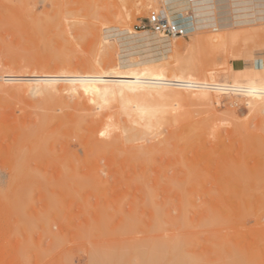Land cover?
I'll use <instances>...</instances> for the list:
<instances>
[{"label":"rangeland","instance_id":"obj_1","mask_svg":"<svg viewBox=\"0 0 264 264\" xmlns=\"http://www.w3.org/2000/svg\"><path fill=\"white\" fill-rule=\"evenodd\" d=\"M170 1L0 0V127L18 131L0 128V264H264V77L246 74L264 25L171 37L173 90H131L116 28L141 30ZM31 73L54 77L51 97L24 85Z\"/></svg>","mask_w":264,"mask_h":264},{"label":"bare ground","instance_id":"obj_2","mask_svg":"<svg viewBox=\"0 0 264 264\" xmlns=\"http://www.w3.org/2000/svg\"><path fill=\"white\" fill-rule=\"evenodd\" d=\"M180 1V0H179ZM172 3V2H171ZM180 3V2H179ZM184 3V2H182ZM192 8H191V11L189 10H183V11H177V12H174L172 13L169 9H168V5L166 4L164 7H162V9L166 12L168 18L179 24L180 26H182L183 28H185L186 30V35H190V34H193V33H197L199 31H208V30H211L214 32V34H211L208 36V42L209 43H223L227 40H235L238 33H234V34H227V31L229 30H232V29H243V28H251V27H257V26H262L264 25V0H193L192 2ZM169 6H172V5H169ZM172 11H175L174 9H172ZM190 16H192V20L189 21V18ZM122 24V23H121ZM189 24H192L193 25V28H189ZM190 25V26H192ZM126 26V25H125ZM116 34L118 36V41H119V46H120V65L121 67L123 68H126L125 71L123 72H120L118 73L117 75V79L120 80L121 82H123L129 89L131 90H134V89H143L144 91L145 90H148L149 92L148 93H151L152 90L154 89H158L156 90L157 92H162L163 89H164V85L166 84V89L168 88H172L173 90V86L171 87L166 81V83L163 82V78L161 79V69L163 67V64L166 62V60L169 58V54L171 52V50L173 51L172 49V46H173V43H172V40L170 39V37H167V36H162L160 33H157L155 31H152L150 29H145L143 31H134L132 30L131 28H122V29H118L116 28ZM228 35L226 37V35ZM182 37V36H180ZM174 38V37H173ZM205 41V40H204ZM207 42V41H205ZM133 54H136V55H139L142 57V60H143V63L144 65L140 68H136V67H133L131 65V56ZM238 59V58H237ZM253 70L249 71V72H246V74H249L250 76H252L253 78H263L264 77V58H260V57H255L253 59ZM61 68V67H60ZM59 69V68H58ZM5 71V70H4ZM32 71V70H30ZM240 73H244L243 72V69L239 70ZM7 74V72L5 73ZM23 74V73H22ZM47 74V73H46ZM8 75V74H7ZM6 75V76H7ZM20 75V74H19ZM18 75V76H19ZM30 74H28L29 76ZM32 75V76H31ZM31 75L28 77L26 76L25 77V80L23 79H19L22 80V81H26L24 83V85H29L27 87L30 88V83H34V81H36L37 83H35V86H33L34 84H32V87L33 90V94H36V95H39L41 93L43 94H48L50 95V97L52 96V92L55 91L53 89V86H54V81L55 79L51 80V77L50 79H47V77L45 76V78L43 79V83L44 85L42 86L41 83H39L40 81L38 80L39 78H31V77H35L33 76V74L31 73ZM36 76L38 74H35ZM42 75V74H41ZM49 75H53V74H49ZM56 76L58 77H61V75H57L55 74ZM71 75H74V74H71ZM5 76V75H4ZM9 77V76H7ZM17 77V76H16ZM38 77V76H37ZM44 77V76H43ZM9 78H12L11 75ZM54 78V77H53ZM103 76H102V79L103 80ZM7 78H3L2 80H6ZM34 79H37V80H34ZM1 80V79H0ZM16 80V79H15ZM14 79H12V81H15ZM19 80V81H20ZM8 81L10 82L11 79H8ZM48 81H50L51 83L53 84H50V82L48 83ZM16 83V82H15ZM21 83V82H20ZM164 83V84H162ZM18 84V83H17ZM67 84V83H65ZM169 86H168V85ZM204 84V83H203ZM19 87V85H15V84H12L11 86L14 87V86ZM10 86V85H9ZM21 86V85H20ZM205 86V85H204ZM207 86V84H206ZM209 86V85H208ZM15 87V88H16ZM37 88V89H36ZM175 88V87H174ZM24 88H21L20 90H22ZM28 88L24 89L27 90ZM56 89V87H55ZM2 90H5V85L2 84V81H0V92ZM6 90H9V88ZM5 90V91H6ZM16 90H19V89H16ZM32 90V89H31ZM58 90V89H56ZM170 90V89H169ZM205 89H203V91H201L203 94L206 93V91L208 92V90H206L204 92ZM4 91V92H5ZM29 91V89H28ZM60 92H62L61 90H59ZM143 91V93H144ZM193 91V90H192ZM194 91H200L199 89L195 90ZM8 92V91H7ZM21 92V91H20ZM58 92V93H60ZM146 92V91H145ZM156 92V93H157ZM165 92V91H164ZM175 92V91H173ZM27 93V92H26ZM57 91H56V96H57ZM140 93V92H139ZM166 93V92H165ZM210 92H208L209 94ZM23 94V93H22ZM25 94V93H24ZM168 94V93H166ZM194 94V93H193ZM12 95V94H11ZM11 95H9L10 97H12ZM21 95V94H20ZM35 95V96H36ZM42 95V94H41ZM59 97L62 96V94H58ZM140 94L136 93L135 96H138ZM142 95H145V94H142ZM162 96L165 97V96H168V95H165V94H158L157 96ZM165 95V96H164ZM8 96V95H7ZM27 95H24V97H26ZM31 97H33L32 95H30ZM40 96V95H39ZM44 96V95H43ZM107 96V95H106ZM150 96V95H148ZM156 96V97H157ZM198 96V95H196ZM264 96V83L262 84H259L258 85V89H256L254 91V94L252 93V97H255L257 100H260L262 99ZM49 97V98H50ZM105 97V95L103 96ZM200 98H203L202 96H198ZM205 97V95H204ZM1 98V97H0ZM38 98V97H37ZM42 98V96H41ZM61 98V97H60ZM58 98V99H60ZM63 98V96H62ZM162 98V97H160ZM207 99H209L208 101H211V98H210V95L208 96L206 94V97ZM203 99V100H207V99ZM4 99V98H3ZM3 99L1 98V100L3 101ZM25 99V98H24ZM44 99V98H42ZM53 99V98H51ZM102 99V98H101ZM138 99V97L136 98ZM142 99V98H141ZM140 99V101H141ZM0 100V102L2 103V101ZM27 99H25L24 101H26ZM103 100V103L105 102L104 99ZM112 100V99H111ZM127 100V99H126ZM134 100V99H132ZM19 101V100H18ZM23 101V102H24ZM41 101V100H40ZM43 101V100H42ZM45 101V99H44ZM62 101V100H60ZM110 101V100H109ZM130 101V100H129ZM137 101V100H136ZM139 101V102H140ZM20 102V101H19ZM18 102V103H19ZM36 102V101H35ZM111 102V101H110ZM148 102V101H147ZM206 102V101H205ZM212 102V101H211ZM251 101H249V103L247 104H251L250 103ZM4 103V101H3ZM2 103L3 107H4V104ZM44 104V102H42ZM59 103V102H58ZM57 103V104H58ZM100 103V102H99ZM63 104V102H62ZM101 105H103L102 103H100ZM100 104H98L100 106ZM106 105V103H104ZM124 104V103H123ZM130 104V102H129ZM145 104V103H144ZM151 104V103H149ZM1 105V106H2ZM14 105V102L13 104ZM31 105V103H30ZM37 105V104H36ZM36 105H33V106H36ZM108 105V104H107ZM135 107H133V106ZM141 105L143 104H138V103H132L131 107L132 108V112L133 110H136L139 109V108H144V107H141ZM214 105V104H213ZM32 106V107H33ZM109 106V105H108ZM108 106H104V107H108ZM151 105H147V107H149ZM157 106V105H155ZM94 107V106H93ZM93 107L89 108L91 110H93ZM103 108V106H100ZM1 108V107H0ZM14 108V107H13ZM127 108V107H125ZM155 108V107H154ZM158 108V107H156ZM163 108V107H162ZM5 109V108H4ZM62 109V108H61ZM101 109V108H100ZM99 109V110H100ZM109 109V108H108ZM130 109V108H129ZM146 109V108H144ZM102 110V109H101ZM147 110V109H146ZM153 110V108H152ZM9 112L13 113V115L15 114L14 112L8 110ZM140 111V109L138 110ZM143 111V110H142ZM149 111V110H147ZM5 113V112H4ZM3 113V114H4ZM37 113V117L40 116L38 115V112H35ZM93 113H96L95 111ZM92 113V114H93ZM130 113V112H129ZM128 113V114H129ZM147 113V112H145ZM46 114V113H45ZM48 114V113H47ZM66 115V113H64ZM135 114V113H134ZM144 114V112H143ZM35 115V116H36ZM57 115V114H55ZM132 114H129L128 116H130ZM136 115V114H135ZM142 115V114H141ZM2 116V115H1ZM5 116V115H3ZM12 116V114L10 115ZM21 115H18V117L20 118ZM94 116V115H92ZM111 116V114H110ZM9 117V115H8ZM16 117L15 120L17 119V122L15 120H12V119H9V122L10 120H12L13 122H15V125L16 127H14L15 129L20 128L22 127L21 123H20V119ZM29 117V116H28ZM83 117V116H82ZM81 117V118H82ZM105 117V116H104ZM108 117V116H106ZM105 117V118H106ZM131 117V116H130ZM4 118V117H3ZM1 118V119H3ZM25 118V117H24ZM35 118V117H34ZM45 117H42L41 119H43ZM67 118V117H66ZM84 118V117H83ZM95 118V117H94ZM105 118H104V121H105ZM108 118H111V117H108ZM7 119V120H8ZM28 119V118H27ZM62 119V118H61ZM60 119V120H61ZM69 119V117L67 118ZM71 119V118H70ZM5 120V119H3ZM26 120V119H25ZM38 120V119H37ZM46 120L47 119H44V123H46ZM55 120V119H54ZM57 120V119H56ZM59 120V121H60ZM102 120V119H100ZM23 121V120H22ZM63 121V120H62ZM84 121V120H83ZM109 120L106 119V122L108 123ZM134 122V119L132 120ZM1 122V120H0ZM5 122V121H4ZM12 122V123H13ZM19 124L17 125L16 123ZM36 122V121H34ZM56 122V121H55ZM54 122V123H55ZM65 122V121H64ZM94 122V121H93ZM111 122V121H110ZM27 123V122H25ZM42 121L40 120L39 121V124H41ZM53 123V124H54ZM104 123V122H103ZM14 124V123H13ZM59 124V123H57ZM63 124V123H62ZM68 124V123H67ZM32 125V124H30ZM36 125V124H35ZM38 125V124H37ZM45 125V124H44ZM99 125V124H98ZM23 126H26V125H23ZM33 126V125H32ZM40 126V125H39ZM38 126V127H39ZM62 125H60L59 127H61ZM7 128H9L8 126H5ZM13 127V126H11ZM10 127V128H11ZM43 127V125H42ZM58 127V126H57ZM0 128H3V130H1L2 132H6V134L4 136L8 137L10 135H7L9 132H13V131H6V130H11V129H7L4 127H0ZM13 128V129H14ZM25 128V127H22V129ZM32 127H30L29 129L31 130ZM27 129V128H26ZM25 129V130H26ZM34 129H37V127H33L31 131L35 132ZM5 130V131H4ZM39 129H37L38 131ZM110 130V129H109ZM17 130H15L14 132H16ZM1 132V133H2ZM18 132V131H17ZM16 132V133H17ZM0 133V134H1ZM4 134V133H3ZM3 134L1 135V137H4ZM23 134V132L21 133V135ZM35 134V133H34ZM25 136V135H24ZM0 137V138H1ZM5 137V138H6ZM12 137V136H11ZM94 137V136H93ZM15 138V137H14ZM3 139V138H1ZM18 139H21L20 138V135L18 137ZM90 139V138H89ZM95 141H98L96 139H93ZM89 143V142H88ZM95 143V142H93ZM97 143V142H96ZM103 143V142H102ZM99 144V142H98ZM3 145V143H2ZM13 145V143H12ZM101 145V144H100ZM107 146V145H106ZM97 147V146H96ZM7 148V146H6ZM10 148V147H9ZM105 149V147H104ZM4 150V149H3ZM6 150V149H5ZM9 150V149H8ZM11 150V149H10ZM1 153V152H0ZM6 154V153H4ZM4 154H1V156H5L4 158H9L10 156L9 155H4ZM16 157V156H15ZM14 158V157H13ZM16 159V158H15ZM10 160V159H9ZM4 162V161H3ZM7 162V161H6ZM9 162V161H8ZM0 163H2L0 161ZM5 164V163H4ZM21 165V164H19ZM7 167V165H6ZM14 167V166H13ZM16 168V167H15ZM95 168V167H94ZM18 169V168H16ZM9 170V168H8ZM10 171V170H9ZM17 171V170H16ZM15 174V173H14ZM36 174H39L38 172H36ZM100 178V177H99ZM99 180V179H98ZM102 181V179H101ZM100 182V181H99ZM151 196V195H150ZM150 198H153L152 196ZM157 207V206H156ZM160 245L157 243V245H151L148 249V254H151L153 252H157V254H159V251H160ZM162 259L161 257H149L146 261H144V264H162L161 263Z\"/></svg>","mask_w":264,"mask_h":264},{"label":"built area","instance_id":"obj_3","mask_svg":"<svg viewBox=\"0 0 264 264\" xmlns=\"http://www.w3.org/2000/svg\"><path fill=\"white\" fill-rule=\"evenodd\" d=\"M136 27L141 30L150 29L170 38L186 35L185 28L171 21L163 9L152 10L145 21Z\"/></svg>","mask_w":264,"mask_h":264},{"label":"crops","instance_id":"obj_4","mask_svg":"<svg viewBox=\"0 0 264 264\" xmlns=\"http://www.w3.org/2000/svg\"><path fill=\"white\" fill-rule=\"evenodd\" d=\"M182 2H184V3H182ZM167 5H168L167 6L168 9L172 13L177 12V11L189 10V9H190L189 11H191V8H192V3L188 0H180V1L179 0H172V1L168 2ZM169 5H172V6H169ZM172 9H174L175 11H172ZM189 18H191V19H189V21L192 20V16H190ZM190 25H192V24H189V28H193V25L192 26H190ZM138 31H141V30H138Z\"/></svg>","mask_w":264,"mask_h":264}]
</instances>
